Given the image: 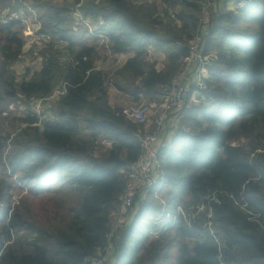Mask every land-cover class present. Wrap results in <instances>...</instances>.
I'll use <instances>...</instances> for the list:
<instances>
[{
  "label": "trees",
  "instance_id": "1",
  "mask_svg": "<svg viewBox=\"0 0 264 264\" xmlns=\"http://www.w3.org/2000/svg\"><path fill=\"white\" fill-rule=\"evenodd\" d=\"M161 1L180 9L179 25L156 21L144 0H33L40 32L52 39L39 50L41 68L21 79L11 67L25 48L17 29L23 25H0V115L17 96L44 99L67 83L66 93L49 101L54 121L32 113L18 117L25 127L14 137L0 131V264H88L104 252L143 128L109 104L107 75L96 69L98 39L69 26L70 12L79 7L111 53L133 52L114 75L123 86H115L150 101L182 65L200 11V0ZM211 20L204 48L217 59L208 66V89L188 100L186 127L159 146L163 179L132 209L112 247L114 264H264V0ZM58 40L66 42L67 59ZM148 46L165 53L164 69L146 61ZM81 124L96 140L109 139L110 148L91 155L95 138L81 137ZM13 178L25 193L14 206ZM154 190L163 191L165 211L181 206L186 214L170 219L157 237L151 216L163 205Z\"/></svg>",
  "mask_w": 264,
  "mask_h": 264
},
{
  "label": "built area",
  "instance_id": "2",
  "mask_svg": "<svg viewBox=\"0 0 264 264\" xmlns=\"http://www.w3.org/2000/svg\"><path fill=\"white\" fill-rule=\"evenodd\" d=\"M142 0H137V2ZM150 2L153 0H144ZM220 0H200V11L198 14L197 27L188 42L187 54L183 59L182 65L174 78L166 85L161 86L159 94L151 103H144L129 109H123V113L129 120L137 123L148 125L151 127L149 131L142 132L140 137V154L137 159L130 163L127 168V180L124 190L120 196L116 209L112 214L109 233L107 236V245L104 252L100 256L93 257L88 264H109L113 255L114 241L122 234L123 229L128 225L134 215L131 216L132 206L143 203L150 195L151 189L163 179V169L158 158V149L161 144H166L171 136L176 132L175 126L184 119V110L188 104V100L202 97L207 91V78L209 75L208 66L217 59L215 51H205L204 40L210 29V8H215ZM231 10H237L245 7L252 0H226ZM158 4L155 13V19L158 22H170L173 25H179L176 17V9L171 6H165L161 0H156ZM11 6H10V5ZM5 4L0 2V25L8 24L11 21H19L23 25V29L27 37L31 41L48 43L52 38L48 33L40 32V21L37 18L36 10L32 6V0H11V3ZM13 6V7H12ZM18 6L16 9L14 7ZM72 23L78 25L87 22L88 18L83 17L81 9L75 8L70 12ZM89 20V19H88ZM93 36L100 38V46H104L109 50L108 40L104 33L95 30ZM66 42L58 40L55 47L61 54V59H67L68 54L65 50ZM147 51L152 49L151 46L146 47ZM99 53V52H98ZM42 61V58H39ZM42 63V62H41ZM41 68V65L39 66ZM38 68V69H39ZM96 69H100L97 65ZM28 78V77H27ZM191 87V97L187 99ZM67 83L60 82L59 85L48 94L44 99L34 100L37 110L35 115L39 121H52L50 117H45L40 113L41 104L46 101H52L55 98L66 93ZM193 98V99H192ZM54 121V120H53ZM95 141L91 155L97 156L100 151H104L111 146V141L99 135ZM159 190L153 191V196L157 198L163 205L162 211L158 215L151 216L152 221L157 225L155 230L151 231L152 237H157L160 232L169 227V220L176 219L178 215L186 217L181 206L176 207V211H165V201L160 196ZM245 208V204H241ZM203 206L197 208L192 214L191 220L194 221L198 212ZM211 213L208 214V218ZM188 225L191 223L187 220ZM208 227L212 232L211 223Z\"/></svg>",
  "mask_w": 264,
  "mask_h": 264
},
{
  "label": "rangeland",
  "instance_id": "3",
  "mask_svg": "<svg viewBox=\"0 0 264 264\" xmlns=\"http://www.w3.org/2000/svg\"><path fill=\"white\" fill-rule=\"evenodd\" d=\"M34 1L36 3L38 0H34ZM54 1L62 2L64 0H54ZM9 2L11 3V1H9ZM147 3H149V5H151V6H153L155 8V10L157 11L158 4L156 3V0H153V1H150ZM5 4H9V3H5ZM218 5L219 4H216V6H218ZM222 9H223V7H222ZM176 10L179 11L180 9H176ZM223 10H219V12L213 11V6H212L210 8V13H211L210 19H215L217 14H219L220 12H224ZM156 11H155V13H156ZM155 13H153V17H154ZM210 22H211L210 26H212L213 25L212 20H210ZM83 23L85 24L84 27L79 29V30H76V31H86V33L88 35L92 36L91 33L96 30L95 23L92 22L91 20H88V19H87V22H83ZM73 24L74 23H69V26H73ZM17 29L20 30L21 35H23V39L25 41V48H24L22 56L18 59V61L11 68H12V71L15 74V76L18 79H21V78H24V76L26 74L28 75V77H31L33 75V73L38 70L39 66L41 65V60L38 57V53H39V50L43 49L44 43L43 42L40 43L38 41L34 42V41L29 40L25 31L23 33L24 29L23 30H21L19 28H17ZM94 37H96V36H94ZM96 38L98 39L96 45H97V49L99 51L98 56H97L98 57L97 63L102 65V68L105 72V75H107L106 76L107 88H108V86L109 87L114 86L116 88V86H115L116 82H118L120 85L123 86L122 81H120V79L118 77H115L114 75H115V72L121 67L120 61H122V59H124V57L119 55V58L121 57V60L119 58L117 59L116 56L113 53L109 52L106 48H104V46H100V44H101L100 38H98V37H96ZM145 59L150 64H154L155 68L158 70L164 69L167 66V60H166L165 53H163V51H161L159 49H156L155 47H152V49H149L147 51ZM179 69H178V71H179ZM57 85H59V82L56 84V86ZM191 94H192V91L188 94L187 99H189V96L191 97ZM113 100H115V99H113V97H112L111 101L113 102ZM152 101L153 100L149 101V100L144 99L142 97H140V100L135 101L131 94L124 93V92H122L119 96V102L121 103L122 109H129V108H132V107L144 104V103H151ZM192 102H195L194 99L190 103H192ZM46 103L47 104L45 106L43 104H41L40 113L43 114V112H44V116L42 118L44 119L45 117L46 118L50 117L53 119L55 117V115L53 114L54 112L51 109H49L53 105L49 101H46ZM2 110H3V113L0 115V131L5 135H10L11 138L14 137L17 133H19L25 127L24 125H22V123H20V121L17 120L18 117H25V116L31 115L32 113H37L34 102L33 101H24V98L22 96H17L16 98H14L12 100L7 101L5 104H3ZM49 110H51L50 113L48 112ZM184 122H181L178 125H176L175 129L177 130L179 128H183V127L185 128L187 123H184ZM149 130L150 129H148L147 131H149ZM80 136L86 137L89 139L95 138V141H96V137L91 132H89V131L87 132L84 129L83 124L80 125ZM100 140H101V138L99 137L98 141L100 142ZM247 143H249V140H247ZM249 146H250V143H249ZM102 153H103V151L102 152L100 151L99 155H101ZM13 181H14L15 185H14V188L12 190V196H11L12 206H14L17 203V201L21 198V196L23 194H25L20 189V187H22L23 183L20 184L18 182L17 178H13ZM162 194H163V191L160 192V196H162ZM162 198H163V196H162ZM132 208H133V210H135L136 207L132 206ZM132 214H133V212H131V216H132ZM126 226L124 227V229L126 228ZM124 229H123V231H124Z\"/></svg>",
  "mask_w": 264,
  "mask_h": 264
},
{
  "label": "crops",
  "instance_id": "4",
  "mask_svg": "<svg viewBox=\"0 0 264 264\" xmlns=\"http://www.w3.org/2000/svg\"><path fill=\"white\" fill-rule=\"evenodd\" d=\"M33 1V0H32ZM217 4H219L218 6H215V8L213 9V11H217V12H219V10H223V11H231V7H230V5L229 4H227V2H226V0H220ZM222 7H223V9H222ZM84 23H81V24H78V25H76V24H73V29L74 30H76V29H81V28H83L84 27ZM77 26V27H76ZM79 26V27H78ZM91 35H92V33H91ZM93 36V35H92ZM115 56H116V58L118 59L119 58V55L120 56H123L124 57V59H122V61H120V64H121V66L125 63V61L129 58V57H131L132 55H133V52L132 51H129V52H127V53H113ZM120 60H121V57L119 58ZM96 65H98V66H100V69H103L102 68V65H100L99 63H96ZM158 70V69H157ZM190 91H191V87H190ZM121 91L120 90H117L114 86L113 87H109L108 86V88H107V93H108V101H109V104L112 106V107H114V106H118V107H122L121 106V103L119 102V96H120V94L122 93H120ZM112 97H113V99H115V100H113V102L111 101L112 100ZM47 103L46 102H44L43 103V105L45 106ZM49 113H50V111H49ZM140 126L143 128V130H142V132H145V131H147L148 129H150L151 127L148 125V123H146L145 125H142V124H140ZM87 131V130H86ZM88 132V131H87ZM114 257H112L111 259H110V264H114V259H113Z\"/></svg>",
  "mask_w": 264,
  "mask_h": 264
}]
</instances>
